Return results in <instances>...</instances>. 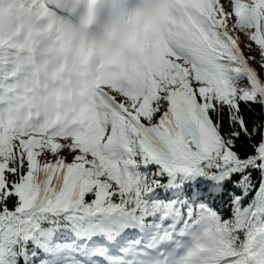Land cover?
I'll use <instances>...</instances> for the list:
<instances>
[{
  "label": "snow or ice",
  "instance_id": "obj_1",
  "mask_svg": "<svg viewBox=\"0 0 264 264\" xmlns=\"http://www.w3.org/2000/svg\"><path fill=\"white\" fill-rule=\"evenodd\" d=\"M0 264H264V0H0Z\"/></svg>",
  "mask_w": 264,
  "mask_h": 264
}]
</instances>
